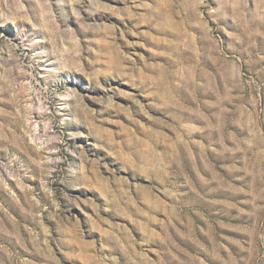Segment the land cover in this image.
Wrapping results in <instances>:
<instances>
[{"label":"rangeland","instance_id":"obj_1","mask_svg":"<svg viewBox=\"0 0 264 264\" xmlns=\"http://www.w3.org/2000/svg\"><path fill=\"white\" fill-rule=\"evenodd\" d=\"M0 264H264V0H0Z\"/></svg>","mask_w":264,"mask_h":264}]
</instances>
